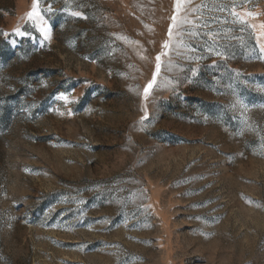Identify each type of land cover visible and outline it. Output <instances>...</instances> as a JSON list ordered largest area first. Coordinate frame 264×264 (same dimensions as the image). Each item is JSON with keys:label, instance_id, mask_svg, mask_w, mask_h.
Segmentation results:
<instances>
[{"label": "rangeland", "instance_id": "obj_1", "mask_svg": "<svg viewBox=\"0 0 264 264\" xmlns=\"http://www.w3.org/2000/svg\"><path fill=\"white\" fill-rule=\"evenodd\" d=\"M31 8L0 0V264H264V0L171 37L174 0Z\"/></svg>", "mask_w": 264, "mask_h": 264}, {"label": "snow or ice", "instance_id": "obj_2", "mask_svg": "<svg viewBox=\"0 0 264 264\" xmlns=\"http://www.w3.org/2000/svg\"><path fill=\"white\" fill-rule=\"evenodd\" d=\"M38 3H39V0H32L31 11L27 13V16L29 18L33 17L34 15H38V11H37ZM187 3H190V0H174V12H173V15L171 16L172 24L169 25V30H168L169 37L172 36L173 27L178 26L179 24L184 22V18L181 17L179 14L183 10V6ZM233 15H236V13H233ZM248 15H252V13H248ZM15 31H16V34L18 35L22 34L19 28H17ZM168 43H169L168 41H165L163 47H168ZM156 61H157L156 72L153 73V81H155L156 73H158L160 69V63H159L160 56L159 55L156 57ZM151 87H152V83L150 82L144 89L145 94L148 93Z\"/></svg>", "mask_w": 264, "mask_h": 264}]
</instances>
